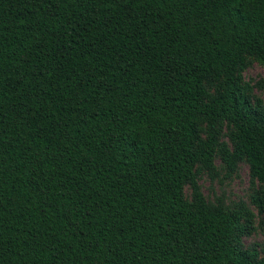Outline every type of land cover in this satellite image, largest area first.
I'll return each mask as SVG.
<instances>
[{"label":"trees","instance_id":"obj_1","mask_svg":"<svg viewBox=\"0 0 264 264\" xmlns=\"http://www.w3.org/2000/svg\"><path fill=\"white\" fill-rule=\"evenodd\" d=\"M248 56L264 0H0V264H264L198 182L264 184Z\"/></svg>","mask_w":264,"mask_h":264},{"label":"rangeland","instance_id":"obj_2","mask_svg":"<svg viewBox=\"0 0 264 264\" xmlns=\"http://www.w3.org/2000/svg\"><path fill=\"white\" fill-rule=\"evenodd\" d=\"M248 66L242 74V83L250 88L248 94L254 99L264 101V64L255 57H247ZM221 144L231 146L230 137L226 125L221 137ZM217 170L216 176H211L204 171L198 177V182L206 200L213 205H222L228 210L241 211L244 214L250 211L254 218L248 224L250 228L241 234V247L243 250L255 251L259 258H264V211L254 202V198L261 192L264 184L253 179L250 165L240 162L236 172L231 175L219 152L215 158ZM185 197L189 201L192 198L190 186L185 188Z\"/></svg>","mask_w":264,"mask_h":264}]
</instances>
